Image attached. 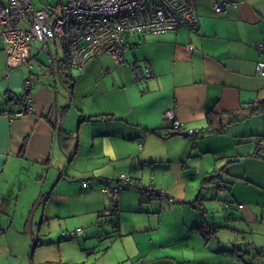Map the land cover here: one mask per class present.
I'll use <instances>...</instances> for the list:
<instances>
[{
  "label": "crops",
  "instance_id": "obj_1",
  "mask_svg": "<svg viewBox=\"0 0 264 264\" xmlns=\"http://www.w3.org/2000/svg\"><path fill=\"white\" fill-rule=\"evenodd\" d=\"M31 1L36 8L57 2ZM216 1L227 3L226 13L215 12ZM196 9L193 30L126 33L122 62L100 53L82 67H71L63 45L52 39L53 49L46 43L42 50L34 40L38 43L30 44L26 61L9 65L0 36V264L15 256L27 264L28 233L34 234L37 219V213L23 217L27 203L42 205L39 221L49 223L40 234L45 238L32 248L46 249L43 260L53 263L67 260L59 242L66 234L57 235L63 227H80L72 235L78 258L85 251V264H217L208 256L220 259L230 249L213 229L221 224L212 206L235 177L263 201L237 197L230 185L233 199L223 204L227 218L263 216L264 183L254 179L249 166L264 164V111H248L264 102V75L256 70L264 59L257 48L264 44V0H196ZM49 57L51 72L43 67ZM136 65H148L153 73L136 79ZM28 76L34 110L14 115L18 106L12 99L22 94ZM166 108L174 110L183 129L197 131L176 132L163 117ZM208 111L216 116L211 125ZM121 173L139 188L156 187L158 195L134 186L101 191ZM115 204L113 227L104 212ZM19 205L22 217L14 220L9 208ZM9 228L19 235L10 236L16 251L6 237ZM257 242L264 244L261 238Z\"/></svg>",
  "mask_w": 264,
  "mask_h": 264
},
{
  "label": "built area",
  "instance_id": "obj_2",
  "mask_svg": "<svg viewBox=\"0 0 264 264\" xmlns=\"http://www.w3.org/2000/svg\"><path fill=\"white\" fill-rule=\"evenodd\" d=\"M213 7L218 14L227 12V3L223 1L214 2ZM197 24L196 0H58L48 8H36L31 0H0V36L8 52L9 65L26 61L25 52L32 41L40 42L41 49L45 50L46 42L52 39L59 40L63 45L66 61L71 67H82L87 60L100 53H108L116 62H122L126 33L139 29L173 31L182 26L193 30ZM189 48L192 46L189 45ZM257 48L264 53V44H257ZM52 63V57H49L47 64L43 65L47 72H51ZM256 70L264 75V59L256 62ZM133 72L138 79L143 74L150 76L153 73L148 65H144L143 70L136 65ZM32 84V77L25 78L22 94L12 99L18 106L12 111L14 115L34 110L33 98L29 94ZM163 117L180 134L197 131L183 129L172 108H166ZM259 144H263L262 141ZM87 184L88 180L82 181L83 186ZM129 186L139 188L131 176L121 173L111 184L103 185L101 191L116 193ZM148 188L159 192L154 186ZM227 205L225 201L224 206ZM105 214L116 220L117 204ZM80 231L78 227L71 233Z\"/></svg>",
  "mask_w": 264,
  "mask_h": 264
},
{
  "label": "rangeland",
  "instance_id": "obj_3",
  "mask_svg": "<svg viewBox=\"0 0 264 264\" xmlns=\"http://www.w3.org/2000/svg\"><path fill=\"white\" fill-rule=\"evenodd\" d=\"M56 1H58V0H44V2L49 3V4H53ZM40 5H42V4H40ZM51 41L52 40H49L46 43H48L49 48H51V46H52V49H53V44ZM32 42L30 44H37L38 43L35 41L33 43ZM58 48H59L60 53L62 54L61 44L58 45ZM38 56L41 59H45V57H46L45 55H42V54H39ZM141 69L143 70V67H141ZM133 76H134V78H136L134 75V72H133ZM136 79H138V78H136ZM187 135H192V134H187ZM206 158H207V156H206ZM238 164H241L243 167L245 162L240 161V162H238ZM245 165H247V162ZM63 167L67 168L66 165H63ZM241 170L242 169H239L237 171L240 172ZM249 170L253 174L254 179H256L258 181L260 179L261 180L260 183L261 184L264 183V178H263L264 164L253 163L249 166ZM242 172H243V170L241 171V173ZM242 179L235 177L234 178L235 182L234 181H233V183H226L225 182V185L227 187L222 188L224 190L223 193L221 194L220 198L215 201L216 204L214 203V206H212L213 209L215 210L214 217L216 218V223L218 225L221 224L220 226L215 225V228L217 229L216 235L219 236V238L223 242L227 241L225 244L228 245V247H229L228 249H230V252H229V254L228 253L223 254V256L220 257V259L218 257L214 258V257L208 256L207 259L209 260V262H213V263L218 264L219 260H221V264H264V244L257 242V240L259 238H261L264 242V210H263V216L260 213L257 220L241 221L239 219L234 220L231 218H227V215H226L227 210L223 207L224 200L230 199V198L233 199L232 198V192L227 190L228 186H230V185L233 186L232 188L234 189V193L237 197H238V195L241 196V198L247 196L252 201L253 200L263 201L262 200L263 199L262 194L257 195L255 192H250L248 190H245L244 185H242L244 183V181H240ZM38 181L40 182L41 179ZM39 182H37V185H40ZM221 184H224V183H221ZM261 187H263V186H261ZM250 190L254 191L253 188ZM233 203L236 205L237 204L236 200ZM231 204H232V202H231ZM35 206H36V204H34L33 207H30V205L27 203V205L25 206V209L23 210V214H24L23 217L28 216V219L32 218L33 215L37 213V219L33 224V230H32V232L34 234L32 235V233L31 234L28 233L29 239L27 238L29 241V248L25 252L26 253V259L25 260H26L27 264H30V263H33V264H66L65 261H67L68 259L69 260L80 259V262L72 263V264H85V262H86V258L84 257L85 251L82 250L81 258H78L77 254H78V252H80V250H79L78 244L76 243L77 236L72 235L75 233H71V231L73 229H70V228L63 227V231H61L57 235L59 237L61 235L66 234L64 236L65 239L60 240L59 242L61 244V247H60L61 253L63 254L64 258L67 260H65V261L63 260V262H57V263L44 261L43 259H45L46 249L40 250L39 246H37L36 251H35V248H32V246L35 244V241H40L43 238H45L44 235H40V234L47 232V230L49 229V223L48 222L41 224L39 221L40 220V213L42 211V205H39L36 208H35ZM206 206L209 207L210 205L206 204ZM20 208H21L20 205L17 206V208H15V206H13V207L11 206V208H9V214H10V216L14 217V220L19 218V217H22L21 216L22 210H20ZM258 212H259V210H258ZM237 215L239 217L240 214L238 213ZM29 221H31V220H29ZM20 222L22 225L23 224L22 220H20ZM97 225L99 226V223ZM29 227H30V224L27 223L28 230H29ZM232 228H234V229H232ZM37 232H38V235L35 234ZM11 234H13L12 236L14 237V236L18 235V233L13 228H9V231L6 234L8 242H10L13 251H16L15 246L13 245V242L10 240ZM243 235H245V236H243ZM80 236H81V234H80ZM212 240L213 239L209 240V245L214 244ZM252 242L255 243L257 245V247H259V248L254 249V247L252 246ZM251 246L253 249L251 248ZM208 250H209V248H208ZM231 251H232V253H231ZM208 254H209V252H208ZM29 255L31 256V261L28 258ZM219 255H221V254L219 253ZM14 258L17 259V261L15 259H9L8 263L9 264H19V256H15Z\"/></svg>",
  "mask_w": 264,
  "mask_h": 264
},
{
  "label": "trees",
  "instance_id": "obj_4",
  "mask_svg": "<svg viewBox=\"0 0 264 264\" xmlns=\"http://www.w3.org/2000/svg\"><path fill=\"white\" fill-rule=\"evenodd\" d=\"M262 111H264V102H260V103H258L257 105H253V104H251L250 106H249V113L251 114V113H257V112H262ZM233 118H231L230 119V121L232 120ZM206 120L208 121V123L211 125V124H213L214 123V121L216 120V116L211 112V111H208V113L206 114ZM219 122H221V121H219ZM140 189V192L142 193V194H148V193H150V194H157L158 195V191L157 190H155V189H149V188H144V187H140L139 188ZM158 192V193H157ZM117 211H119V209H118V207H117ZM204 209L202 210V216H203V218H205V215H204ZM117 219L116 220H114L113 219V225H114V227H116L117 225ZM213 229H216L215 228V226H213ZM203 228H202V232H203ZM206 233H208L207 231H205L204 230V234H206ZM210 233V232H209Z\"/></svg>",
  "mask_w": 264,
  "mask_h": 264
},
{
  "label": "water",
  "instance_id": "obj_5",
  "mask_svg": "<svg viewBox=\"0 0 264 264\" xmlns=\"http://www.w3.org/2000/svg\"><path fill=\"white\" fill-rule=\"evenodd\" d=\"M59 148H60L61 152L64 153L63 147L60 146ZM108 216H109V218H108V223L111 224V225L114 227V225H113V216H111V215H107V217H108ZM99 226H100V224H99Z\"/></svg>",
  "mask_w": 264,
  "mask_h": 264
}]
</instances>
